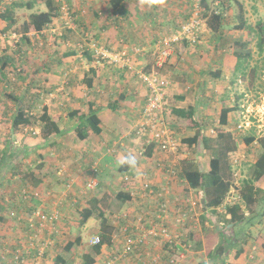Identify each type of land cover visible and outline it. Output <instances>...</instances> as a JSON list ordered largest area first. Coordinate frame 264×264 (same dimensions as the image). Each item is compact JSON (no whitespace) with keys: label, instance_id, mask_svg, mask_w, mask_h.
<instances>
[{"label":"crops","instance_id":"crops-1","mask_svg":"<svg viewBox=\"0 0 264 264\" xmlns=\"http://www.w3.org/2000/svg\"><path fill=\"white\" fill-rule=\"evenodd\" d=\"M206 1L205 4H208L209 9L215 8L214 0ZM7 3V0H0V4H3L2 9ZM186 3L188 4L189 0H124L118 7H114L110 0H63L59 6L67 5V13L59 9L42 32L26 33L41 36L46 44H56L52 51L45 54L47 61L45 64L42 61L38 70L44 75L45 87L40 85L42 92H45V96L48 93L51 95V98L42 101L41 108L46 106L51 116L60 118L61 125L59 124V133L45 140L34 137L35 135H28V132L14 130L11 125L15 115L14 106L13 104L5 106L3 100L0 102V264H35L33 261L35 259L37 264H51L49 262L57 260L58 255L66 259V264H72V261L74 264H80L83 255L93 246L90 244L91 236L99 235L98 233L101 232L100 223L98 221L94 234L89 236L86 242L83 238L88 236V226H84L83 232L77 230L76 236H80V244L73 246L70 251H65L63 248L65 243L72 241L63 240L66 229L70 227L69 221L72 215L81 208L82 203H85L82 208L89 204L86 199L99 198L104 193H114L121 189L129 192L130 200L115 215L109 216L111 213L108 209L104 212L107 223L112 226L109 234L111 243L102 244L99 254L89 252L93 258L91 264H167L166 260L170 253L159 237L145 238L138 249L127 255L121 254V247L126 236L139 233L136 230L135 218L142 216L148 224L156 221L154 195L149 197L142 195L141 179L148 180L152 186H163L167 181L159 164L176 162L181 171L182 158L189 157L187 153L178 152L181 145L175 153H165L153 146L151 153L147 154L148 146H144L131 132L147 94L146 85L136 72L141 70L147 72L151 69L158 48V39L174 32L190 14L191 2L190 6ZM216 8L225 15H232L234 9L243 10L245 25L239 28L240 20L233 22L225 19L216 34H212L204 27L205 31L203 29L198 44H186L184 47L181 46L182 43L177 44L167 63L160 69L168 77L169 75L174 79L176 76L181 77L178 81L170 79L163 101V116L178 141L180 140L178 134L182 128L194 130V127H188L186 124L181 127L175 125L178 119L175 110L178 108L193 106L195 119L203 128L208 122L207 116L212 114L213 110L217 112L215 106H219L218 116L220 109L227 106L231 111L228 113L226 124L230 125L229 120L235 125L238 123L236 113L241 110L240 104L237 103L238 101L225 100L229 94L222 97L221 103H211L214 102L211 101L213 108H209L208 102L199 101L202 104L196 109V106L188 101L185 92L196 90V87L189 83L191 80L197 82L202 91L205 90V85L212 91V84L221 83L220 79H227L229 89L236 87L235 73H239L235 69L238 63L234 60H237L234 50L237 48L231 50L223 47V44L254 42L251 33L255 36L256 42L258 36L254 28L258 20H251V16L252 12L264 11V0H221ZM18 10L20 8H15L11 14L16 19L13 27H19L28 20L27 18L19 24ZM230 12L232 13L229 14ZM70 25L77 27V30L69 29ZM8 28L7 22L0 18L2 32L9 31ZM237 31L238 34L243 35L241 39L235 38ZM18 35L21 36L22 33ZM96 47L126 51L132 64L127 69L106 62L96 64L92 56ZM200 49H204L203 52ZM8 68H11V65ZM6 71L5 69L7 75ZM111 71L116 72V75L112 76ZM202 76H209L212 79L207 82L206 77ZM31 82H25L23 97L25 94L29 96V100H37L35 94L31 92L33 85ZM21 83L18 90L23 88ZM116 85H119V89ZM8 88L9 85L5 83L4 89L7 92L5 96L12 98L11 90ZM19 93L20 91L16 92L12 99L19 100ZM212 96L213 94H206V98ZM241 97L242 94H236L231 100L236 98L238 100ZM87 101L94 102L98 106L101 130L99 133L79 139L74 130L76 120L72 119V125L66 124L67 113L73 109L83 112ZM26 102L29 101L25 100ZM113 103L115 104L110 108ZM23 141L34 145L29 146ZM186 147L182 149L189 151ZM74 154L77 157H74ZM32 155L38 158L37 167L45 166L44 173L40 170L43 175L39 172L36 174L32 165L26 167V164H22L24 160H30L26 157ZM128 157L134 162L127 171H124ZM19 162L21 164H18ZM205 165L200 170L205 171ZM55 175L58 177L54 178ZM124 175H128L130 180L125 182ZM175 181L176 179L171 180L166 185L168 190L166 197L170 209L171 204L175 205L173 200L178 202L181 200V192H190V190L186 191L185 182L182 184L180 181ZM24 187L27 189L41 187L44 192L41 197L31 199L20 195V190ZM191 191L193 196H197L200 192ZM197 197L202 202L201 194ZM35 207L47 214L57 212L58 219L54 231L45 229L39 234L38 239L32 240L31 232L34 229L22 218ZM177 209L176 206L175 210H171L166 219L173 229H176L173 224V211ZM243 209L247 215L249 211L246 207ZM197 211L202 215L201 205L197 207ZM207 213L211 216L210 226L214 228L217 224L219 231L225 236V231L221 229L222 225L226 224L220 217L230 215L221 213L217 207L209 209ZM230 227L235 235L236 228L232 230L234 227L232 223ZM245 237L246 235L238 238L236 243L225 240L223 259L234 264H264V247L258 246V242L251 246V238ZM260 240L262 239L258 238L259 243ZM262 242L264 244V241ZM38 250L41 258L37 255ZM75 251H81V256L80 254L74 256ZM187 253L177 259V264H213V259L206 257L203 250H191ZM154 261L156 263H153Z\"/></svg>","mask_w":264,"mask_h":264},{"label":"trees","instance_id":"trees-1","mask_svg":"<svg viewBox=\"0 0 264 264\" xmlns=\"http://www.w3.org/2000/svg\"><path fill=\"white\" fill-rule=\"evenodd\" d=\"M123 1L124 0H110L112 6L114 7H118V5H120V3ZM206 2V0H200L201 5H206ZM36 3L45 4L46 10L30 13L28 20L24 21L21 26L19 25V27L15 28V30H18L20 33H22L21 37L27 43H30V39L26 33L32 31L37 33L42 32V30L50 24L52 18L55 17L56 12L60 9L57 7L55 0H12L8 2L6 7L0 12V18L7 22L9 28H12L13 24L15 25L16 23V19H14L13 15H11L12 11L15 8L32 9ZM202 16L205 18L206 28L212 34H216L220 30L225 20L223 15L215 12L212 9H209L208 4L205 6L204 11H202ZM240 16V24L238 27L241 25L239 28H242L245 25V22L243 15L240 14ZM238 27L236 26L237 29H239ZM12 29H14V27ZM255 31L258 36L255 45L258 52H262L264 50V20L257 21L255 25ZM181 43L182 47H184L186 44H189V42L186 40H182ZM234 44L237 47V49L234 50L235 57L238 61L240 60L247 63L246 67H248V61L252 58L253 52L252 49L248 47V41L236 42ZM13 60L14 59L9 54H0V77H6L5 69H7L10 65L13 67ZM246 67L241 69L237 67L235 69L237 73L241 72L244 74L243 72ZM256 68V65L251 68L252 79L255 77V71L257 70ZM235 75L237 74L235 73ZM87 80L89 79L87 78ZM114 104L115 103L111 104L109 107L112 108V105ZM230 111L231 108L227 106H223L220 109V124L226 125L228 121V113ZM97 112L98 106L94 102L87 101L85 110L83 112H80L78 109H73L67 113L69 118L76 120L74 130L79 139H84L89 134H96L100 132V117ZM194 113L195 110L193 106H189L185 109L178 108L175 110V114L178 116V121L175 122V125L181 127L186 124L188 127H194L195 129L192 135L181 138V145L187 146L189 149H191L192 155L187 158H182L180 176L186 181V185L184 187L187 188V190H185H197L196 192L200 191L201 199L203 200V202L199 201V205H201V209L203 211L202 215L199 214L200 232L196 229L189 231L188 241L191 243V250H203L206 257L213 259V264H234L223 259L222 255L225 250V236H223L222 231H216L210 226L211 216H209L210 213L207 212L209 209H214L215 207L219 206L226 195L233 173L230 163V153L237 152L236 149L238 142L234 135L235 132L226 128L216 127L214 136L204 135L203 131L201 130V123L195 119ZM59 124L61 125L60 118L57 116H51L46 106H43L35 113L30 112V109L27 107H18L11 122L12 128L14 130L23 131V128L25 127V129L31 126L37 127L33 133L38 131V136L43 140L59 133ZM242 139L246 146L250 145L253 148L259 147V150L257 152L256 158L249 166V174L242 178L240 201L243 203L244 201L246 202L245 205L249 212L246 215L245 210L243 209V204H235L232 207H229L227 209V213L230 216H226L225 220L231 221L232 224H239L241 221L249 222L251 220L252 215L257 212V210L254 209L255 207H253V203L256 205V199H258L259 202L262 201V207L259 213L261 217H264V188L255 185L256 179L264 175V136L257 137L256 127L253 125L251 126V129L245 135H243ZM255 140L256 143L254 144L253 141ZM200 141L204 156L207 160L205 171L200 170L198 163L194 160V151ZM152 147V144L148 145V149L146 150L147 154L151 153L150 150ZM133 162L134 161L128 157L127 164L125 163L126 166L124 171H127ZM25 188L20 190L21 196L27 198L30 197L31 199L36 197L33 195L34 188ZM181 193V196L184 193L187 194V192ZM129 200V192L121 189L114 193H104L99 198H92L89 200V204L87 206L79 210V225L85 223L87 219L92 217L95 212L99 218L98 221L100 223L101 230V232L98 233L99 240L97 243L92 244L93 246L89 251L90 253L92 251L94 254H99L102 244L111 243L109 234L111 232L112 226L109 225V222L107 223V219L104 217V212L108 209L110 213H119L125 203ZM173 203L178 207V201L173 200ZM36 210L43 212L42 210L35 207L22 219L26 220L29 224L30 222L28 218L31 217L32 213ZM141 223L145 227L151 225L148 224L146 219L142 216ZM233 226L234 227H232V230H235L238 225L235 227L233 224ZM80 242V236H76L72 241H67L63 248L65 251H70L73 246L80 244ZM261 242L262 240H260V243ZM140 245H138L135 249H138ZM262 246L264 247L263 242ZM89 252L83 255V261L80 264L92 263L93 258ZM169 253H175V251L169 250ZM33 255H35V253ZM61 263L66 264V259H64L61 255H58L57 260L55 259L53 264ZM153 263L156 262L154 261ZM166 263L168 264V260H166Z\"/></svg>","mask_w":264,"mask_h":264},{"label":"built area","instance_id":"built-area-1","mask_svg":"<svg viewBox=\"0 0 264 264\" xmlns=\"http://www.w3.org/2000/svg\"><path fill=\"white\" fill-rule=\"evenodd\" d=\"M214 4L217 5L218 1L216 0ZM61 11L67 13V5H62ZM201 12L202 8L200 7V0H192L190 14L179 26L178 30L163 35L158 39V48L153 58L152 69L149 72L142 70L138 71L139 78L146 85L147 94L144 104L134 121L131 132L144 146L152 144L154 147H157L165 153H175L180 146V142L175 137L174 131L163 116V101L169 81L166 76L159 72V69L166 64V61L173 53L175 46L181 43L182 40H186L190 45H195L199 42V33L201 32L204 23ZM1 37L2 34L0 33V38ZM93 51L97 58L95 59L96 62H99L100 58L103 62L109 64H117L121 66L130 65L129 61L131 59L126 51H117L104 47H96ZM261 98V108L259 111L252 113L253 110H251V104H248L249 107H245L244 112H241L240 120L235 127L237 132L244 133L254 125L256 127L257 137L264 136V96ZM256 140L253 141L254 144L256 143ZM245 157V154H239L238 152L230 153V163L233 173L226 195L219 206H217L218 211L221 213H226L229 207L242 202L240 201L242 178L238 169L242 166L243 161L246 159ZM159 166L164 175V179L167 181L165 185L152 186L148 180L144 178L141 179V188L143 190L142 195L144 197L154 195L156 201V221L150 226L145 227L141 223V217L135 218L136 230L139 233L133 236L128 235L124 238L121 247V254L127 255L128 253L133 252L145 238L159 237L166 245H168L169 250L175 251V253H172V255L169 256L168 264H177L178 258L183 257L186 252L191 251V243L188 241L189 231L195 229L200 230L199 212L197 211V207H200V205L199 197L197 196H199L201 192H199L197 196H193V193L190 190L188 194H183L181 196V200L177 204L178 209L173 211V224L176 229L171 228L166 219L169 217L170 211L175 210L176 206L171 204L173 209H170V203L166 197L168 193L166 185L170 183L171 180L175 179V182L180 181L182 184L184 182L186 183V181L179 179L181 178V171L179 164L176 162H167L159 164ZM123 180L127 182L130 180V177L124 175ZM57 219V212L47 214L38 210L34 211L32 216L28 218L30 227L34 229L31 232V239H38L40 237L39 234L45 229L54 231ZM186 224L187 227L184 229L183 227ZM98 240L99 236L94 235L91 238L90 244H95ZM37 255L40 256L39 250ZM34 263H38L36 259L34 260Z\"/></svg>","mask_w":264,"mask_h":264},{"label":"rangeland","instance_id":"rangeland-1","mask_svg":"<svg viewBox=\"0 0 264 264\" xmlns=\"http://www.w3.org/2000/svg\"><path fill=\"white\" fill-rule=\"evenodd\" d=\"M10 1H12V0H7V2H10ZM61 2H63V0H58V1L55 0V3H56L58 8H59V4ZM190 2L192 5V1L189 0V3H188L189 6H190ZM188 4L186 3V5H188ZM2 5L3 4H0V12L2 10ZM201 7L204 11L205 7H203V5H201ZM43 8H45V10H46V6L43 3H40V4L36 3L32 9L20 8V10H18V13H17V15H18L17 17L20 20L19 24H21L24 20H26L29 17L30 13L42 11ZM70 9H71V6H70ZM188 10H190V7ZM224 12H226V11H223V13ZM232 12L229 13V14L232 13V15L223 14L224 18L226 20L233 21V22L239 21L240 17H241L240 14L243 15V10H241V12H240L239 10L234 9V11H232ZM53 18H52V20H53ZM251 20H255V21L256 20H260V21L264 20V11L252 12ZM61 21H62V19H61ZM70 21H72V20L70 19ZM69 24H70V22H69ZM12 28H9V31L6 30L7 32H2L3 30L0 29V33L2 34V37L0 38V54L6 53V54H9L10 56H12V58L14 59L12 61V64H13V67L15 66L14 68L11 66V68L6 69L7 70L6 71V73H7L6 77H3V78L0 77V102L3 100V103L5 106H7V104H13L14 109H13V107H11V109H13V111L15 110V113H16V110L18 107H22V108L29 107L31 109V112L35 113L41 109V103H42V101H44L45 98H51V95L49 93L47 94V96H45V92H42V90H41V86L45 87L44 82H43L44 81L43 80L44 75H43V73L40 74V72L38 70V66L42 61L45 64V62L47 61L45 54L52 51L56 47V44L55 43L46 44L43 42L41 36L39 37V36H37V34H33V33H29L27 35L28 37L32 36L31 38L29 37L30 43H27L23 40V38L21 36L18 35L20 32L18 30H15L16 27L14 26V29H12ZM178 28H179V26L177 27L176 30H178ZM69 29H74V30L76 29L77 30V27H72L70 25ZM248 29H249V27H248ZM245 30H247L246 27H245ZM254 30H255V28H254ZM14 32H15V34H14ZM31 34H33V35H31ZM242 37H243V35L238 34V31H237L235 38L241 39ZM251 39H253L254 42L248 41V45H249L248 47L251 48L253 52H252V58L249 59V61H248V67H246L247 63H245L244 61H240V60L238 61V60L234 59L238 63L236 68L238 67L241 69V68L246 67L244 69V72H243L244 74H242L241 72H238L239 74L236 75L237 76L236 77V80H237L236 87L229 89L228 88L229 83L227 82V79H220L219 81H222L221 83H219L217 85L212 84L213 85V89H211L212 91H210L207 88V86L205 85V90L207 91L206 92L205 90L202 91L199 88L198 83L195 82L194 80H191L189 82L193 85L194 88L196 87V90L194 92L193 91H186L185 95H187L188 101L191 104L196 106V109H198V107L201 106L202 102L204 103V101L209 103V108H213L212 105L210 104L211 101H214L211 103H216V102L221 103L222 97H226L229 94V97L226 98L225 100L230 99L229 100L230 102L238 101L237 103H239L240 105H243V107L240 106V109L242 112H244L245 107L246 108L249 107L248 104H251V110H253L252 113L260 110V108H261L260 102L262 99L261 97L264 96V50L262 52H260V51L258 52L257 47L255 45V36H253V33H251ZM223 47H227L228 49H231V50H233L234 48H237L231 42L223 44ZM205 48H206V46H205ZM204 49H200V50L203 52ZM92 56H93V61L96 64L104 63L100 58H99V62L98 61L96 62L95 61V59H97L96 56L95 55H92ZM131 61L132 60L129 61L130 64H132ZM166 63H167V61H166ZM254 65L257 66V68H256L257 70L255 71V77H253V79H252L251 68ZM116 66L118 67L119 65L116 64ZM124 67L126 69L129 68L128 65H126ZM249 68H250V71H249ZM162 74L167 77L169 82H170V79L173 81L174 80L178 81L181 78L180 76H176L174 79L172 75L171 76L169 75V77H168L165 73H162ZM111 75L115 76L116 72L111 71ZM137 75H138V73H137ZM65 77H67V76H65ZM202 77H206L205 81H207V82H209L212 79L209 76H202ZM20 82H22L21 85L23 84L22 90H18L20 87ZM25 82L26 83L27 82L33 83L31 92L33 94H35V98H37V100H29V96H25V94L23 97V91H25L24 85L26 84ZM5 83L9 85L12 98H13V95L16 94V92L20 91L19 100H14L12 98H8L7 96H5V94L7 93L4 89ZM114 87H115V85L113 86V89H114ZM116 88L119 89V85H116ZM28 91H30V90H28ZM206 94H213V96H212V98H206ZM236 94H244V95L240 99L238 98V100H237V98L231 100V98L234 97ZM209 99H210V101H209ZM25 100L29 101V102L25 103ZM199 101H202V102L199 103ZM215 108H216L215 110L217 112H215L213 110V113L209 114L207 116L208 122L204 124L205 126L202 128V125H201V129H202L203 133L205 132L204 135H206V136H214L216 127L229 128L228 130H234V129H230V128L235 127V124H233L231 122L232 120H229L230 125H228L229 123L225 125V124H220V122H217V120L219 119V116H218L219 106H215ZM11 109H10V112H11ZM240 114H241V112H239V111L236 113V115H238V117H237L238 121L240 120ZM200 118H202V117H200ZM177 121H178V119H177ZM72 123H73L72 118L68 117L66 124L72 125ZM218 124H219V126H217ZM35 128H37V127L31 126V127H28L27 129L23 130L22 132H28V135H31V136L35 135L34 137H36V136L39 137L38 131L33 133V131H35ZM194 131H195V129L193 130V129H188V128H185V129L182 128V130H180V132L178 134L179 139L181 140V138L189 136L190 134L194 133ZM234 132H235V134H234L235 138L237 139V142H238V146H237L236 151L239 154H245L246 155V157H245L246 159L243 161L242 166L238 169L241 178H243L249 174V166L253 162L252 160H254L256 158L259 147L253 148L251 146L250 147L246 146V144L244 143L242 138H243V135H245L248 131H245L244 134L243 133L240 134L237 131H234ZM180 140H179V142L181 145ZM22 143H20V144H22ZM24 143L28 144L29 146L34 145V143H29V142H24ZM184 147L185 146L181 145V148L179 149L178 152L184 153V154L187 153L188 156H191L192 155L191 150L189 148H188L189 151H186L185 149L183 150L182 148H184ZM250 148H251V150L249 151ZM74 157H77V156L74 154ZM15 158H17L16 154H15ZM194 158H195L194 160L198 163L199 168L203 169L204 168L203 166L206 164L205 162H207V160H206L204 153H203V150H202L201 141L198 143V146L194 151ZM26 159H30V160L29 161L24 160L23 161L24 163L22 162V164H26V167H28V165H32V168L36 174H37V172H39V174H42L40 172V170L43 171L45 166L44 165H42V167L36 166L37 165V159H38L36 157V155L26 157ZM18 164H21V162H19ZM49 164H52V163H49ZM44 171H43V173H44ZM56 177H58V176L55 175L54 178H56ZM256 182L258 183V184H255L256 186L264 188V175H262L261 177L256 179L255 183ZM25 189H27V188H25ZM43 192H44V190L41 187H37V188L33 189V195H35L36 197H41ZM187 194H188V192H187ZM89 200H90V198L86 199V202L89 203ZM84 204L85 203H82L80 205L81 208ZM242 204H243V207L245 208L246 202L244 201V203L242 202ZM253 207H255L254 209H256L257 212H255V214L252 215L251 220L249 222L241 221V222H239V224L233 223L235 226L238 225L236 227V230H237V232L235 234L236 236L231 231V227H230L231 223L229 221L225 220L226 216L223 217V215H222L220 217L222 222L224 224H226V225H222L223 228L221 229V230L225 231L224 234L226 236L225 237L226 241H231V242L236 243V240L238 238H241L244 235H246V237L251 238V246L255 245L258 242L257 243L258 246H260L261 248L263 247L262 244L259 243V241H258V238H262V241H264V218L262 219L260 216V213H259L261 210V207H262V201L259 202V200L256 199V205L253 203ZM171 208L173 209V207H171ZM79 210H77L76 213L74 215H72V218L69 221L70 227L66 229L67 232H66L65 237L63 238L64 242L67 239L73 240L75 238V236L77 235L76 231L82 230V232H83L84 226H88V228H89L88 236L83 238L85 242L87 241L89 236L94 234V230L96 229L97 224H98V220H99L98 216L96 215V212L93 214L92 217L87 219L86 224H84L82 226V228H80L81 225H79V223H78L79 222V214H78ZM115 214L116 213H111V215H109V216H112ZM226 214H227V212H226ZM218 221H220V220H218ZM186 227H187V224L183 228L185 229ZM214 229L219 230L217 227V224L214 225ZM234 236H235V238H234ZM92 237L93 236H91V238ZM231 245H232V243H231ZM52 254H53V252L51 253V255ZM79 254L81 256V251H77V252L75 251L74 252V256H76V255L79 256ZM187 254H189V253H187ZM45 260H47V258H45ZM43 262H44V257H43ZM49 263L53 264V260H52V262L50 261ZM72 264H74V261H72Z\"/></svg>","mask_w":264,"mask_h":264},{"label":"clouds","instance_id":"clouds-1","mask_svg":"<svg viewBox=\"0 0 264 264\" xmlns=\"http://www.w3.org/2000/svg\"><path fill=\"white\" fill-rule=\"evenodd\" d=\"M192 1V0H191ZM64 5V4H63ZM200 5H201V3H200ZM62 6V5H61ZM68 7V6H67ZM191 7H192V5H191ZM60 8V11H61V7H59ZM202 8V7H201ZM212 10H214V11H218L217 13H220L221 15H223L222 14V12H221V10H219L218 8H216V6H215V8L214 9H212ZM191 11V10H190ZM202 11H203V9H202ZM189 16V15H188ZM188 16L186 17V19L188 18ZM201 16H202V12H201ZM202 18H203V21H204V23H203V26H202V28H201V32L199 33V41H200V35L202 34V32H203V29H204V27L206 28V22H205V18L202 16ZM185 19V20H186ZM184 22V21H183ZM182 22V23H183ZM178 26H180V24L178 25ZM204 31H205V29H204ZM199 43V42H198ZM153 62V61H152ZM152 65H153V63H152ZM151 65V69H152V66ZM150 69V70H151ZM149 70V71H150ZM142 71H144V70H142ZM149 71H147V72H149ZM146 72V71H145ZM159 72L162 74V72L160 71V69H159ZM138 73V72H137ZM163 75V74H162ZM167 78V77H166ZM244 95V94H243ZM241 107H243V105H240ZM245 107V106H244ZM239 112H242L241 110L239 111ZM239 122V121H238ZM235 127H236V125H235ZM235 127L233 128L234 130H231V131H235ZM251 129V128H250ZM249 129V130H250ZM248 130V131H249ZM238 133H240V134H242L241 132H238ZM244 134V133H243ZM250 146V145H249ZM253 161V160H252ZM185 194V193H184ZM242 204V202L239 204V205H241ZM232 207V206H231ZM166 247H167V249L169 250V248H168V245H166ZM130 253H132V252H130ZM129 254V253H128ZM172 255V253L169 255V256H171ZM169 258V257H168ZM178 262V261H177Z\"/></svg>","mask_w":264,"mask_h":264},{"label":"bare ground","instance_id":"bare-ground-1","mask_svg":"<svg viewBox=\"0 0 264 264\" xmlns=\"http://www.w3.org/2000/svg\"><path fill=\"white\" fill-rule=\"evenodd\" d=\"M215 1H216V0H214L213 3H214ZM217 1H218V4H217V5H219V3H220L221 0H217ZM214 5H216V4H214ZM217 5H216V6H217ZM200 7H201V5H200ZM239 157H240V156H239ZM240 158H241V157H240Z\"/></svg>","mask_w":264,"mask_h":264},{"label":"water","instance_id":"water-1","mask_svg":"<svg viewBox=\"0 0 264 264\" xmlns=\"http://www.w3.org/2000/svg\"><path fill=\"white\" fill-rule=\"evenodd\" d=\"M202 202H203V200H202Z\"/></svg>","mask_w":264,"mask_h":264},{"label":"flooded vegetation","instance_id":"flooded-vegetation-1","mask_svg":"<svg viewBox=\"0 0 264 264\" xmlns=\"http://www.w3.org/2000/svg\"><path fill=\"white\" fill-rule=\"evenodd\" d=\"M198 44V43H197Z\"/></svg>","mask_w":264,"mask_h":264}]
</instances>
